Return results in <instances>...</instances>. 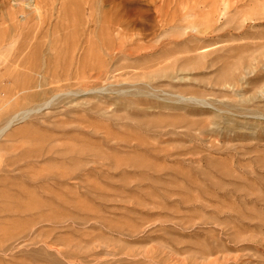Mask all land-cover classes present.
<instances>
[{"label": "rangeland", "instance_id": "rangeland-1", "mask_svg": "<svg viewBox=\"0 0 264 264\" xmlns=\"http://www.w3.org/2000/svg\"><path fill=\"white\" fill-rule=\"evenodd\" d=\"M35 8L34 62L0 65V264H264V0L123 32L105 0H0V30Z\"/></svg>", "mask_w": 264, "mask_h": 264}, {"label": "bare ground", "instance_id": "bare-ground-1", "mask_svg": "<svg viewBox=\"0 0 264 264\" xmlns=\"http://www.w3.org/2000/svg\"><path fill=\"white\" fill-rule=\"evenodd\" d=\"M83 2V0H80V2ZM153 2V0H105L106 5L109 7L108 11L105 15H103L101 17V25L104 26L107 29H111V30H117L118 32H123L124 30H133L135 29L138 25H139V21L142 19V14L143 12H141L138 8L139 5L142 4V2ZM91 2V1H90ZM93 2V1H92ZM88 5L87 2H84V4L87 5L91 8L92 4H94V2ZM73 3V2H72ZM155 3V2H154ZM81 4V3H80ZM83 4V5H84ZM96 4V3H95ZM94 4V5H95ZM91 5V6H90ZM93 5V6H94ZM153 5V4H152ZM85 7V6H84ZM21 8V7H20ZM90 12L92 9H95V7L92 9H90ZM18 9V8H16ZM22 11V10H20ZM24 11V10H23ZM22 11V12H23ZM97 11V9H96ZM255 11V10H254ZM18 12V11H17ZM66 12V11H65ZM64 12V13H65ZM70 12V11H69ZM93 12V10H92ZM91 12V13H92ZM105 12V11H104ZM82 13V12H81ZM97 13V12H96ZM100 13V11L98 12V14ZM256 13V12H255ZM24 13H22L23 15ZM41 14V13H40ZM69 14V13H68ZM84 14V12L82 13ZM90 14V13H89ZM161 14V13H160ZM20 15V14H19ZM21 15V16H22ZM38 8H35L32 12L29 11L27 12V14H24L22 16V20H21V24L20 27L13 28V29H6V30H0V65L3 63H7L8 64H14L15 69H17L20 66H24L28 64L29 61H31L32 63L34 61H32L33 59L30 57V55L27 53L28 51H26L25 49L27 48V45L29 44V51L33 50L35 47V44H37L36 42L33 43H28L27 39L28 38H32V39H36V37L38 36V31H27V32H23V30L25 28H27L28 23L32 20V16H38ZM91 15V14H90ZM94 14H92L93 16ZM101 16V15H100ZM146 16V15H145ZM158 16V15H157ZM162 16V14L160 15ZM96 17V16H95ZM99 17V16H98ZM65 19V18H64ZM92 19L94 20V18L92 17ZM13 20V19H12ZM91 21V20H90ZM99 24V23H98ZM100 25V26H101ZM82 26V25H81ZM86 26V23H85ZM88 26V25H87ZM84 27V25L82 26ZM93 27V26H92ZM91 27V28H92ZM90 28V29H91ZM21 29V30H20ZM83 29V28H82ZM88 29V28H87ZM102 30V28H101ZM105 30V29H103ZM106 31V30H105ZM18 35V39L21 36V41L18 39H14V36ZM18 40L17 46L16 48L12 49L11 46L9 49L5 50V46H7L8 44H10L11 42H15ZM79 42V41H77ZM28 43V44H26ZM40 43V42H39ZM50 44V43H49ZM38 47V46H37ZM40 47V46H39ZM68 47V46H67ZM66 48V47H65ZM58 49V48H57ZM67 49V48H66ZM62 50V49H61ZM63 51V50H62ZM69 51V50H68ZM43 52V51H42ZM67 52V50H66ZM55 53V52H54ZM63 53H65V51H63ZM73 53V52H71ZM62 54V53H61ZM33 55V54H32ZM52 55V54H51ZM73 55V54H72ZM35 55H33L34 57ZM42 56V55H41ZM62 56V55H61ZM57 58H61V57H57ZM40 59V57L38 58ZM45 59V57L43 58V60ZM42 60V58L40 59ZM39 60V61H40ZM54 60V58H53ZM30 63V62H29ZM30 67V66H28ZM18 71V70H17ZM16 72V71H15ZM25 72V71H24ZM21 75H23V73ZM20 74V73H18ZM17 74V76H18ZM9 75V74H8ZM20 75V76H21ZM27 75V74H26ZM28 76V75H27ZM23 78V76L21 77ZM25 78V76H24ZM12 79V78H11ZM45 105V104H44ZM9 123V122H8ZM45 219V217H44Z\"/></svg>", "mask_w": 264, "mask_h": 264}]
</instances>
